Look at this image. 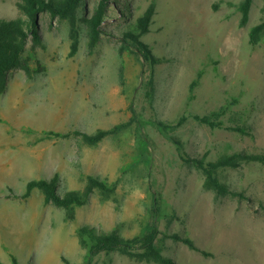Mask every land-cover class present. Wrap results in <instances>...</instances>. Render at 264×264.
I'll use <instances>...</instances> for the list:
<instances>
[{
    "label": "rangeland",
    "instance_id": "rangeland-1",
    "mask_svg": "<svg viewBox=\"0 0 264 264\" xmlns=\"http://www.w3.org/2000/svg\"><path fill=\"white\" fill-rule=\"evenodd\" d=\"M101 0L78 11V52L68 19L49 12L37 21L25 59L32 72L8 73L0 94V261L13 264H156L120 252L91 256L80 228L133 238L156 223L163 253L180 264H264V166L243 163L220 179L247 200L220 196L204 186L202 170L182 153L217 161L235 153L264 154V44L249 33L264 20V0H254L240 26L244 0H110L101 39L90 47L86 19ZM155 3L147 43L155 64L122 35ZM29 17L17 0H0V19ZM227 107V127L211 128L194 116ZM181 126L163 131L159 122ZM126 127L97 145L51 132L90 134ZM169 136L183 143V151ZM114 190H97L72 210L48 203L42 191L23 198L31 180L57 179L61 192L83 190L89 176ZM189 236L211 255L166 236Z\"/></svg>",
    "mask_w": 264,
    "mask_h": 264
},
{
    "label": "trees",
    "instance_id": "trees-1",
    "mask_svg": "<svg viewBox=\"0 0 264 264\" xmlns=\"http://www.w3.org/2000/svg\"><path fill=\"white\" fill-rule=\"evenodd\" d=\"M254 0H244L240 6L242 13L240 26L244 27L250 20V12ZM84 0H17L19 9L29 17L26 22L23 18L16 19H0V94L4 93L8 88L7 75L15 69H24L27 74L31 75V68L25 59L27 47L32 37L34 44L41 43V36L38 31V17L43 12H49L53 17L60 19H68L72 26V50L70 56H74L78 52L79 39L77 32V17L80 7ZM110 0H101L100 7L96 13L86 19L90 27V47L93 49L99 43L102 36L101 25L105 19V10ZM156 14V5L152 3L148 9L137 19L135 28L126 31L122 35L124 43L132 41L139 51H141L147 60H151V64L155 65L157 59L150 46L142 40V37L151 32V25ZM250 44L258 46L264 44V20L253 26L249 33ZM227 107L214 111L209 115H195L194 118L202 124L211 128H226L240 133H247L246 128L227 127L221 119L227 112ZM186 117H182L177 125H169L165 122H159L164 132L177 128L185 121ZM126 125L121 124L112 129H102L95 134L75 129L66 133L51 132L56 138H70L72 136L81 137L86 144L97 145L108 136L116 134L123 130ZM169 138L176 143L179 151H183V143L174 136ZM181 158L202 170L206 176L204 186L215 191L220 196L236 197L240 200H247L248 195L241 189L231 187L224 183L220 177V171L227 168H239L243 163H261L264 166V154L251 153H235L232 155H224L217 161H207V155L202 157H193L187 153H182ZM58 180L39 179L31 180L27 184L26 192L23 198L31 196L35 190H40L45 196L48 203H52L57 207L72 210L75 207L86 205L95 191L109 194L114 189L111 188L105 180L98 176H89L88 182L83 190L65 191L64 193L58 189ZM82 242L88 247L91 256H96L102 252H120L123 255L137 261L154 262L156 264H180L175 259L167 257L163 253V249L159 245L162 232L159 226L154 223L149 225L145 232L133 238H125L118 232L100 233L91 226H83L80 228ZM167 238L181 241L190 249L202 252L205 256L211 254L202 250L189 236H183L179 233H172ZM70 264L69 261H66ZM0 264H5L0 261ZM13 264H21L14 257Z\"/></svg>",
    "mask_w": 264,
    "mask_h": 264
}]
</instances>
